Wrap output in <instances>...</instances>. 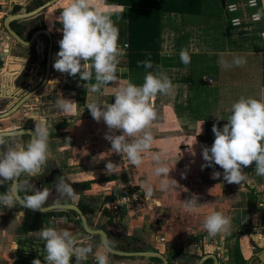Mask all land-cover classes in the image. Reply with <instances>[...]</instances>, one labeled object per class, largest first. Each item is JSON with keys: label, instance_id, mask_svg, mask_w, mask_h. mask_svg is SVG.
Returning a JSON list of instances; mask_svg holds the SVG:
<instances>
[{"label": "crops", "instance_id": "0c3cea01", "mask_svg": "<svg viewBox=\"0 0 264 264\" xmlns=\"http://www.w3.org/2000/svg\"><path fill=\"white\" fill-rule=\"evenodd\" d=\"M33 1L0 0V3H11L13 8L18 6L21 10L26 6H31ZM215 1L188 0L186 7L178 12L172 10L165 3L163 7L158 8V24H153L147 31V26H143V29L133 27L130 30L128 26V11L125 6L120 5L116 1L108 3L106 0H93L94 4L104 14L108 15L114 26L118 28V46L122 50V55L117 58V82L104 86L97 93H92L88 90L91 84L95 83L94 69L90 68L92 80L87 82L82 81L79 74L73 77L67 73L59 72L53 67L57 59V53L60 50L59 41L63 37L61 31L62 24H60L58 18L63 7L66 6L67 0H59L56 4L31 19L13 22L15 23L14 28L21 31L20 34L23 38L29 37L32 32L42 29L40 28L42 24L44 26L43 29H46L52 36V54L54 55V59L51 62L50 78L47 84L27 102L26 106L6 120L12 121L17 127H20L25 123L35 126L34 120L42 119L47 125L49 133H53L56 127L72 122L74 118H79L88 124L84 127L87 129L88 135L90 134L91 138H93L97 130H99L98 132L102 131V127L106 126V124L103 121L97 122L93 119L90 111L87 110V104L93 101H99L101 104L114 103V92L118 83L132 82L136 85H142L147 72L159 71L169 77L173 89L167 95L158 93L151 103L157 113H167L168 117L174 119L172 125L180 126V134L177 136L175 127H173V135H169L164 130L159 136L154 137L155 146L162 143L163 147L160 153L167 155L169 166H175L174 171L195 169L194 166L196 164H193L196 161L206 164L207 162L202 157V150L205 146L210 148L214 143L213 125L217 124L221 129L223 128L227 123V117L230 115L232 104L238 101L240 97L259 99L264 94V38L261 35L260 28L257 26H246L243 28L222 26L218 22V18L223 17L226 22L227 19L223 8L222 10L220 7L219 10L216 8L218 4ZM218 2H220L222 7L221 0H218ZM262 3L264 8V0H262ZM13 8L10 9L4 18L8 14L13 13ZM143 9L141 7H132V14L136 13L135 15H140ZM27 11H30V9ZM202 19L206 21H202ZM145 28L146 31L144 30ZM134 36L135 41L139 42L141 39L143 43L147 44L145 46L153 48L156 46V57L150 59L153 63L152 69H146L142 65L138 66V62L144 61V59H142V54L138 53V50L141 48L135 54H132V51H130L131 48H135L131 42ZM42 44L44 46L47 44L46 37L44 36L40 37L32 46L23 47L6 33L3 25H0V70L14 63H20L22 67L19 71L13 72L12 75L15 76L12 77L10 73H0L1 104H10L12 100H18L15 97H19V94L20 96L26 94L25 87L26 83H29V80H33L34 82V84H30L31 89L38 86L43 80L44 59L46 55L42 51ZM125 45H127L126 49L124 48ZM182 49H187L191 57V62L187 65L183 64L180 60V51ZM233 56L245 57L247 60L246 64L243 67L233 66L224 69L217 63L221 57L231 63ZM89 65H91V62H89ZM21 69L22 71L20 72ZM17 76L18 78L14 81V78ZM10 96L14 97L8 100L7 97ZM62 96L76 103L71 113H65L57 108L56 100ZM12 125V123H8V126ZM15 125L12 128L4 126L2 131L18 129ZM162 125L166 126L165 123ZM201 130L202 132L200 133ZM23 139L27 140L26 137H23ZM88 141L92 142L91 139ZM182 145H188V148L180 149ZM191 147L195 155L189 151ZM61 149L63 148L61 147ZM94 152L98 153L97 151L89 150L88 155L91 154V158L85 157V159L95 158L100 160L101 156L97 157ZM185 155L189 159L185 163L180 164L182 163L181 160L184 161ZM72 159L74 157H70L67 160ZM66 165L69 166L70 164H65V167H67ZM154 167V164L147 165L146 171ZM212 167L205 168L213 169ZM102 170L107 171V167L104 165ZM91 172H98V170ZM242 172L246 176V179L241 184H234L245 193L252 195L257 206V210L255 211L257 215L253 217L254 219L251 216L249 221L248 215L244 216L242 220H248L246 225L255 228L254 230L257 234L253 233L250 236H253L259 243L264 244V211L260 207L261 204L264 205V176L256 174L255 164L242 169ZM149 174L147 175L149 176ZM68 176L71 181H74L71 179L74 176L72 172ZM111 180V178H107L105 181L97 182L94 178H83L74 182H86L90 186L82 191L83 195H85V191H88L90 188L94 189L96 185L104 188L108 187L111 190L115 184ZM155 182H157V186L159 181L156 180ZM3 187L4 184H0V193H4ZM141 201L145 202L146 198L144 197ZM0 211L9 213L14 222L9 224V228L3 230L2 219L0 218V264H19L20 260L23 259H37L34 256H42L43 260V256L46 255L45 250L42 254L38 252L33 253V255L26 253L25 255L28 256L21 259L20 242L36 238L39 242L37 244H40L36 249L37 251L42 250V245H45V243L37 232L44 226L66 228L71 233L74 231L73 218L71 222L69 218L66 221L67 215L64 212L36 217L25 214V211L20 210L17 205H14L13 208H7L2 205ZM107 219L108 217L104 212L97 211L96 220H98V223H105ZM120 227L121 233L127 236L128 219L122 220ZM137 231L138 229L132 228L130 232L134 234ZM78 237L82 238V236ZM162 239L165 242V238ZM144 240L147 243V247H156L151 239L146 240L144 238ZM91 244L93 252H96L99 246L95 242H91ZM162 246L164 250L165 244L163 243ZM175 246L173 245V247ZM231 249L233 250L228 255L229 257L227 256L229 261L227 264H235L234 246Z\"/></svg>", "mask_w": 264, "mask_h": 264}, {"label": "clouds", "instance_id": "9594fccd", "mask_svg": "<svg viewBox=\"0 0 264 264\" xmlns=\"http://www.w3.org/2000/svg\"><path fill=\"white\" fill-rule=\"evenodd\" d=\"M252 3L254 5V0ZM58 19L62 24L63 37L59 41L60 50L54 69L73 77L79 74L80 79L87 82L92 80L90 68L94 69L95 83L88 89L92 93L116 83L117 58L122 55V50L118 46V28L110 17L93 0H67ZM180 60L185 65L191 62L187 49L180 51ZM246 62L243 56H233L231 63L223 57L217 61L224 69L243 67ZM140 65L146 69L153 68L150 59L139 61ZM172 89V82L166 74L149 71L142 85L118 83L114 103L93 101L87 104L93 119L106 124L108 133L105 139L111 143V152L126 156L136 168L145 159L150 158L154 162L155 167L142 185L146 198L153 194V177H163L157 185L161 190H170L178 185V181L170 177L175 166L170 168L167 155L151 152L155 142L152 127L157 119V111L151 101L158 93L167 95ZM75 104L64 96L56 100L57 108L65 113H71ZM226 120L222 129L217 124L213 125L215 140L210 148L205 146L202 150V157L207 162L202 167L219 165L228 183L241 184L246 179L242 169L253 164L256 174L264 176V94L259 99L240 97L232 104ZM34 121L35 130L26 134L29 137L27 140L23 139L24 131L0 132V184L11 182L7 191L0 193V205L7 208H13L19 202L25 208L43 211L49 196L47 188H36L28 195L27 192L34 186L27 179H20L22 175L39 173L49 155L48 127L42 119ZM118 131L122 134H116ZM189 151L195 155L192 147ZM114 166L111 161L106 165L110 172ZM220 176V172L213 173V178ZM59 186L71 195L72 188L64 185L62 177ZM21 192L25 193L23 197ZM197 202L198 196L194 194L186 208L192 210ZM229 226V217L220 211H213L203 221V229L210 236L228 231ZM37 233L45 242L44 264H72L73 256L75 264H82L93 251L91 245L85 244L66 228L44 226ZM109 251L108 243H102L95 252L96 264H109ZM32 264H42L41 259H34Z\"/></svg>", "mask_w": 264, "mask_h": 264}, {"label": "rangeland", "instance_id": "374dc122", "mask_svg": "<svg viewBox=\"0 0 264 264\" xmlns=\"http://www.w3.org/2000/svg\"><path fill=\"white\" fill-rule=\"evenodd\" d=\"M215 3L218 4L216 8H218V10L221 8L222 10L220 2L216 0ZM202 21L206 20L202 19ZM218 22L224 27L231 28L229 23L224 21L223 17L218 18ZM7 105L8 103H0V109L3 108V110H5ZM173 120L172 117H168L167 113H157L156 122L153 124L154 128L152 127L154 137L159 136L164 130L169 135H173V127L176 128V134L178 136L180 134V126L172 125ZM8 123H12V126L15 125L12 121L2 120L0 121V131L4 129V126H7L6 128H12V126H8ZM163 123H165V127L162 125ZM86 125L88 124L79 118H74L72 122L56 127L53 133H49V135L54 134V137H49L48 140V156L51 157L56 166H63L67 169L69 174L72 172L74 176H72L71 179L74 181L82 180L83 178H94L97 182H102L107 178H111V181H114L115 184L111 190H109L108 187L104 188L96 185L94 189L90 188L88 191L84 192L86 194L80 200H83V203H85L89 209L95 212L101 211L103 203L107 202L109 199L129 196L131 192H134L137 197H139V200L136 203L132 202V204H130L131 207H127V209L122 212L119 219L120 222L118 220L116 222L121 224V220L128 219V230L130 229L131 231L132 228L138 229L134 235H139L142 239L145 238L146 240L151 239L156 246L152 248L153 250L161 254L167 253V255L172 254L171 252L174 248L178 247L182 249L186 246L187 248L185 249L193 250L191 244L197 242L199 238H204L206 249L208 250L207 253L215 254L219 252L222 257L220 264H227L229 262L228 255L232 253L233 249L231 248L234 246L235 234H240V230L247 226L246 223L248 220L244 221L242 218L249 215L250 221L251 216V218H253L257 215L255 212L257 210L256 201L252 195L242 191L236 184L228 183L224 179L223 169L219 165L213 164V169L205 168L202 167L205 165L204 163L196 161L193 164H196L194 166L195 169L185 171L172 170L170 172V177L178 181V185L170 190H161L156 186L157 182L155 181H159L163 179V177H153L152 183L154 191L151 197L146 198L142 185L148 177L147 174L152 170L148 169V171H146L147 165L154 164V162L150 158L145 159L144 163L139 168H136L129 162L126 156L111 152V143L105 139V135L108 133L107 126H101L102 131L98 132L99 130H97L95 137L92 136L93 138H91V135H88L86 132L87 129L84 127ZM116 134L122 133L118 131ZM90 139L92 142L88 141ZM61 147L63 149L60 150ZM162 147V143L156 146L154 144L151 152H160ZM183 148H188V145H182L180 147V149ZM89 150L97 151L98 153H94L97 157L100 155L101 159H85V157L91 158V154L88 155ZM70 157H74V159L67 160ZM182 158L184 157L182 156ZM188 159L189 157L185 155L184 161L181 160L182 163L180 164L185 163ZM109 161L113 162L115 165L112 172L108 169L107 171L102 170L104 165L106 166ZM66 162L70 164L69 166L66 165L67 167H65V164H67ZM93 170H98V172H91ZM214 172H220L221 176L219 178H213ZM75 186V189L81 193L86 190V187H90L86 182L75 183ZM6 190L5 188L4 192H6ZM194 194L198 196V202L195 208L189 210L186 208V205L193 198ZM144 197L146 201L142 202L141 200H143ZM1 206L2 205H0V207ZM213 211H220L225 216L229 217L230 226L228 231L210 236L207 231L203 229V221L205 217ZM0 218L2 219L3 230L9 228L10 223H14L9 213L0 211ZM245 233L257 234L255 230L251 229L246 230ZM162 238H165V242ZM37 242L36 238H32V240L27 239L23 242L21 241L20 256L22 257L20 258L23 259L25 256H28L25 255L26 253L33 255V253L38 252L42 254V252H45L44 249L37 251L36 248L40 245L37 244ZM163 243L166 246L164 250L162 246ZM173 245H176V247H173ZM213 246L218 248L221 246L222 249L216 250ZM43 248L45 247L43 246ZM258 250L259 249H257V251ZM254 252L256 251L250 250L245 246V256L248 257ZM87 259H89L86 261L87 264H96L95 255H89ZM112 261L110 257L109 264H113ZM128 263L150 264V262H146V260L137 258L129 259ZM72 264H75V260L72 261ZM152 264L156 263L153 262Z\"/></svg>", "mask_w": 264, "mask_h": 264}, {"label": "flooded vegetation", "instance_id": "af4514ba", "mask_svg": "<svg viewBox=\"0 0 264 264\" xmlns=\"http://www.w3.org/2000/svg\"><path fill=\"white\" fill-rule=\"evenodd\" d=\"M31 6H26L27 10L30 9ZM17 31L19 33L21 32L19 30ZM30 37H31V34L29 35V39ZM45 52H46V47H45L44 53ZM23 125H21L20 127H17L15 125L18 129H13V130L17 131V130H20L21 128H29V129L35 130V126H33V124L25 123ZM23 137H26L27 139H29L27 135H24ZM17 138H20V137H17ZM68 174L69 172H67V169H65L63 166L61 167L56 166L55 163L52 161L51 157L48 156L47 162L42 166L39 173H37L36 175H32V176L22 175L20 179L21 180L27 179L29 181V184L31 186H34L30 191L27 192L28 195H31L32 191H35L36 188L38 189L47 188L49 190V196L43 208H49V207H55V206H61V205L62 206L70 205V206L76 207L85 217L87 226L90 230L92 231L103 230V232L107 236V243L111 249L120 251V252H131V253L141 252V251H146V250L155 251L152 248H148L147 246H144L146 245L145 240L142 239L139 235H134L129 230H128L127 236L126 234L121 233L120 224L116 222L117 220H113L109 216H107L108 219L106 220L105 223L104 222L102 224L98 223V220H96L97 212L89 209L87 205L83 203V200H80L84 195L83 193L75 189L76 187L75 182L70 180ZM61 177L63 178L64 185H66V187L72 188L71 195H69L66 191H64L59 186ZM10 183H11L10 181L5 182L3 188L7 189ZM20 195L21 197H23L25 193L21 192ZM15 205H17V207L20 208V210L25 211V214H30L36 217L37 216L44 217L45 215L56 214V212L57 213L64 212L67 215L66 221L70 219L69 221L71 222V219L73 218L72 220V222L74 223V231L72 232L73 235L77 236L79 234L78 236H82L81 240L87 245L92 246L91 242H95L100 247V245L102 244L100 236L92 235L86 232V230L84 229L81 223L79 214L76 213L75 211L52 209L45 213H34L32 211L27 210L25 207H23L18 202L15 203ZM248 226L243 227L240 230L241 231L240 234H235V241H234L235 258H236L235 264H238L237 253H239L242 256V259L244 260V263H239V264H264V244L256 241L253 236H250L249 233H245V231L248 229H251V230L255 229V228L248 227ZM75 229H76V232H75ZM43 246L45 247V245H42V248ZM245 246H247V248H249L250 250H253L256 252L252 253L248 257L245 256ZM185 248L187 247L185 246ZM185 248H182V249L179 247L174 248V250L171 252L172 254L170 255H167V253L166 254L160 253L161 255H163L165 262L160 259H149V260L144 259V258H137V259L146 260V262H150V264H152L153 262H155L156 264H215L216 260H217L216 264H220V261L217 259L215 254H212V253L202 254L201 250L194 249V248L193 250H187ZM43 249L45 250V248ZM257 249L259 250L257 251ZM101 250L103 251V249ZM89 255H95V252ZM107 255L109 257V261H110V257L112 258L113 264H129L128 260L132 258V257H129V258L118 257L116 255L109 254L108 252H107ZM72 260L73 261L75 260V256H73ZM88 260L89 259H86L85 261L82 262V264H87L86 261Z\"/></svg>", "mask_w": 264, "mask_h": 264}, {"label": "water", "instance_id": "95a60500", "mask_svg": "<svg viewBox=\"0 0 264 264\" xmlns=\"http://www.w3.org/2000/svg\"><path fill=\"white\" fill-rule=\"evenodd\" d=\"M59 0H46L42 5L38 6L37 8L31 10V11H27V8L24 7L23 9H21L19 12L17 13H11L8 14L2 21V25L4 30L6 31V33L13 39L15 40L18 44H20L23 47H30L32 46L34 43L37 42V40L44 36L46 37L47 40V44L46 46H44L42 44V51L44 52L45 47H46V52H45V66H44V75H43V80L40 82V84H38V86H35L34 88H30L31 85L30 84H34L33 80H29V83H26V94H24L23 96H20V94L18 95L19 97H15V99L18 98V100H15L12 102H10V104L7 105V108L3 111H0V121L2 120H6L9 119L10 117H12L15 113H17L20 109H22L24 106H26L27 102L30 101L36 94H38L40 92V90L47 84L49 78H50V68H51V62L54 59V55L53 53V41H52V36L51 34L46 30V29H39L36 30L34 32L31 33V37L29 40L25 41L23 40L12 28H11V24L13 22H18V21H22V20H26V19H31L35 16H37L38 14H40L41 12H43L44 10H46L47 8L53 6L54 4H56ZM222 3V8L224 9V2L221 1ZM226 16V14H225ZM227 19V17H226ZM7 51V50H6ZM21 66L20 63H14V64H9L8 66H6L7 68H2L0 70L1 72H6V73H10L11 77L15 76L12 75L13 72L15 71H19V70H13L10 71L11 68L16 67V66ZM22 71V69L20 70V72ZM18 78L15 77L14 81H16V79ZM14 96H10L7 97L8 100L13 98ZM2 103V102H0ZM25 126V125H23ZM22 126V127H23ZM12 131H16V130H8V131H1V132H12ZM20 131H24L25 135L28 132H34V129H29V128H21L20 130H17L16 132H20ZM19 203V202H18ZM20 204V203H19ZM29 211H32L34 213H45L49 210L52 209H60V210H72L75 211L76 213L79 214L80 216V220L81 223L84 227V229L86 230L87 233L92 234V235H98L100 236L101 242H107V236L106 234L103 232V230H95L92 231L88 228L87 223H86V219L83 216V214L74 206H70V205H61V206H55V207H49V208H43L44 210H34L31 208H26ZM109 254L112 255H116L118 257H132V258H144V259H160L163 260L165 262V259L163 257V255H161L160 253L156 252V251H151V250H146V251H141V252H120V251H116L111 249V251L108 252ZM202 262V261H201ZM217 263V260L215 262V264Z\"/></svg>", "mask_w": 264, "mask_h": 264}, {"label": "built area", "instance_id": "2783aa9c", "mask_svg": "<svg viewBox=\"0 0 264 264\" xmlns=\"http://www.w3.org/2000/svg\"><path fill=\"white\" fill-rule=\"evenodd\" d=\"M221 1L224 2L223 10L224 13L226 14L227 22L229 23L231 28L257 26L258 28H260L261 35L264 38V8H263L262 0H254V5L252 3V0H221ZM12 8L13 6L11 5V3H0V25L4 16ZM124 48L126 49L127 46L126 47L124 46ZM138 200L139 197H137V195L134 192H131L129 196H120L109 199L107 202L103 203L101 211L103 210L102 212H104L107 216H109L113 220H118L122 212L126 210L127 207L128 208L131 207L130 204H132V202L136 203ZM260 207L264 211V205L261 204ZM191 245L192 248L201 250L202 254L208 252V250L206 249V243L204 238H199L197 242H193ZM213 248L216 250L222 249L221 246L219 248L213 246ZM215 255L219 261L222 259L221 253L216 252Z\"/></svg>", "mask_w": 264, "mask_h": 264}, {"label": "trees", "instance_id": "16d2710c", "mask_svg": "<svg viewBox=\"0 0 264 264\" xmlns=\"http://www.w3.org/2000/svg\"><path fill=\"white\" fill-rule=\"evenodd\" d=\"M114 1L118 2L120 5H123L127 8L128 22H129L128 26L130 27V30H131V28L133 29V27L143 29V26H147V31L150 28V26H152L153 24H155V25L158 24V16H157L158 8L163 7V5L165 3H166V5H169V7L172 10L177 11V12L184 9L186 7V5L188 4V0H106V2H108V3L114 2ZM43 3H44V0H34L30 10L37 8L38 6L42 5ZM122 3H126V4H122ZM132 7L133 8L141 7L144 9L142 10L143 12L139 11L140 15H135L136 13L132 14V12H133ZM19 10H20V7L15 6L13 8V13H17ZM14 24L15 23L11 24V28L21 38H23L21 36V34L14 28ZM40 28L43 29L44 26L41 24ZM32 30H35V29H32ZM144 30L146 31V28ZM23 39L28 40L29 37L27 36L26 38H23ZM131 42L134 44L133 47H135V48L130 49V51H132V54H135V52H137V50L141 48L140 50H138L139 51L138 53L142 54V56H143V58L141 57L142 59L147 60V59H152V57L153 58L156 57V54H157L156 46L154 48L149 47V46H145L147 44L143 43L141 39L139 40V42L135 41V36H134L133 41H131ZM140 42H142L143 44L142 43L140 44ZM142 45H144V46H142ZM0 111H3V108ZM49 137H54V134L49 135ZM34 257L41 259L42 264L44 263V260H42L41 257H38V256H34ZM32 260H33V258H30L29 260L23 259V260H20L19 264H30L32 262ZM237 260H238V264L244 263V260L242 259V256L239 253H237Z\"/></svg>", "mask_w": 264, "mask_h": 264}, {"label": "bare ground", "instance_id": "6f19581e", "mask_svg": "<svg viewBox=\"0 0 264 264\" xmlns=\"http://www.w3.org/2000/svg\"><path fill=\"white\" fill-rule=\"evenodd\" d=\"M20 68H22V67L18 65V66H16V67L11 68L10 71H11V70H12V71H13V70H19ZM2 73H4V71H3Z\"/></svg>", "mask_w": 264, "mask_h": 264}]
</instances>
